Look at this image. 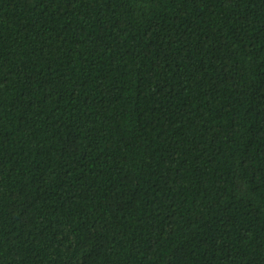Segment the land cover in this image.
<instances>
[{
	"label": "trees",
	"instance_id": "1",
	"mask_svg": "<svg viewBox=\"0 0 264 264\" xmlns=\"http://www.w3.org/2000/svg\"><path fill=\"white\" fill-rule=\"evenodd\" d=\"M0 264H264V0H0Z\"/></svg>",
	"mask_w": 264,
	"mask_h": 264
}]
</instances>
